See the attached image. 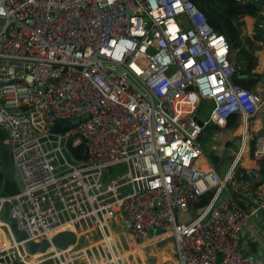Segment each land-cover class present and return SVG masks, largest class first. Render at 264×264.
<instances>
[{
  "label": "built area",
  "instance_id": "obj_1",
  "mask_svg": "<svg viewBox=\"0 0 264 264\" xmlns=\"http://www.w3.org/2000/svg\"><path fill=\"white\" fill-rule=\"evenodd\" d=\"M230 57L192 0H0V130L23 184L0 193L11 243L0 264H148L133 252L145 255L153 233L170 235L176 264H257L244 246L264 243L253 227L264 222V172L245 160L264 87L235 83ZM202 102L214 109L200 125ZM233 116L242 144L221 178L201 167L200 142ZM255 139L259 163L264 135ZM6 203L26 241L2 220ZM65 231L76 245L28 260L27 242Z\"/></svg>",
  "mask_w": 264,
  "mask_h": 264
},
{
  "label": "trees",
  "instance_id": "obj_2",
  "mask_svg": "<svg viewBox=\"0 0 264 264\" xmlns=\"http://www.w3.org/2000/svg\"><path fill=\"white\" fill-rule=\"evenodd\" d=\"M192 1L204 15L209 26L223 35L229 42L232 53L235 52V59L240 70L237 71L233 81L245 89H252L264 77V74L256 73L259 60L255 56V41L264 38V22H261V25L255 28L256 34L252 39L245 33L246 23L243 19L247 16L258 18L257 5L263 4V0H248L245 2L236 0ZM237 119V116L230 118L228 127L236 129L239 126ZM73 153L80 159L83 156V149H76ZM213 159L214 162H219L218 158ZM259 168L264 172V160L259 162ZM210 200L211 195L200 197L194 203V208L196 211H200L206 208Z\"/></svg>",
  "mask_w": 264,
  "mask_h": 264
},
{
  "label": "crops",
  "instance_id": "obj_3",
  "mask_svg": "<svg viewBox=\"0 0 264 264\" xmlns=\"http://www.w3.org/2000/svg\"><path fill=\"white\" fill-rule=\"evenodd\" d=\"M246 1H248V0H246ZM243 2H245V1H243ZM257 9L259 11L258 18H252V17L247 16L243 19V21L246 23L245 33L248 36H250L252 39H253L254 35L256 34L255 28L258 27L257 23L259 21H261L260 20L261 17H263V20L261 22H264V0H263V4L257 5ZM261 22H260V25H261ZM255 45H256L255 56L259 60V65L257 67L256 73L261 75V74H264V38H259V40H256ZM230 48H231V46H230ZM230 60L232 62V50H231ZM235 62H236L235 65L238 67V69H237V71H238V70H240V67L237 65L236 59H235ZM233 80H234V78H233ZM254 87H264V77ZM207 105H209V104H207ZM209 107H211V106H209ZM212 128H214V127L213 126L210 127L209 130H211ZM216 129H219V128H216ZM219 130H222V129H219ZM225 131H227L229 133V135H231L233 146L240 148L241 146L240 147L236 146L235 142H237L238 140H241V144H242V139L240 138V135L242 134V132L244 130L240 129V127L237 126L236 129H233L232 127L231 128L228 127L227 129H225ZM247 132H249L250 136H253L254 138L256 136H259V135H264V107L261 110V112L259 113V115L250 123V125L248 126ZM250 151H251V147H250ZM235 155L236 154L234 153L233 156L235 157ZM226 160H229V159L225 158V159L220 160L219 162L210 163L204 154L203 161H201L200 165L204 169L212 168L218 172V167ZM245 161H246V165L248 168L249 167L250 168H259V163L255 161V157L253 159H251V157H249ZM232 193H233L232 189H229V191L226 192V195L230 196V195H232ZM197 214H199V212L193 213L194 216H196ZM253 227H257L259 229L261 228L262 233H264V222L262 223L261 221L255 219ZM166 240H170V241L167 244H165L166 242L164 244L160 243L161 241H166ZM157 243L159 245V246L157 245L158 247H164L165 250H164V252L159 253V256L155 255V256H157L158 259L154 263L155 264H176L175 246H174V243H173L170 235H168V234L163 235V234H159V233L151 234V237L148 240L147 245H150V247H151L152 245H156ZM158 251H161V250H158ZM244 252L247 254L252 252L254 255L263 256L264 255V243L263 244H255V243H249L248 244L247 243L244 246ZM134 255H135L136 259L141 258L143 261H145V255L142 253V249L138 248L136 251H134ZM36 257L37 256H34L33 258L35 259ZM219 260H220V257H219ZM100 264H105V263H100ZM257 264H262V263L258 262Z\"/></svg>",
  "mask_w": 264,
  "mask_h": 264
},
{
  "label": "water",
  "instance_id": "obj_4",
  "mask_svg": "<svg viewBox=\"0 0 264 264\" xmlns=\"http://www.w3.org/2000/svg\"><path fill=\"white\" fill-rule=\"evenodd\" d=\"M260 20H263V17L260 18ZM259 21L257 25H260ZM206 104L205 102L201 103L200 109L197 112V116L195 118L196 122H198L200 125H202L204 122H206L213 109L214 104L211 107H207L208 109H202V106ZM202 115V116H201ZM69 126V123H59L55 126L54 132H63L67 127ZM5 140V132L3 130H0V157L2 160V175L9 179H14L15 177V167L14 162L12 158V153L10 148L4 144ZM235 145L240 147L241 146V140H238L235 142ZM255 145H256V139H251L250 142V157L253 159L255 157ZM230 161L226 160L224 161L219 167H218V174L221 178H224L225 174L228 172L230 168ZM12 205L11 203H6L4 206V214L2 216V220L4 222H7L10 224L11 229L15 235V238L19 242H23L27 240V235L25 232L21 231L18 227V222L14 218L12 211H11ZM77 244V235L71 231H65L57 234L51 241L49 240H43L40 243L35 242H27L25 244V250L28 255L35 256L38 254H46L48 250H50L52 247H55L59 250H67L71 246H74ZM245 256L247 258H250L255 263L261 262L264 264V255H254L252 252L247 254L245 253Z\"/></svg>",
  "mask_w": 264,
  "mask_h": 264
},
{
  "label": "rangeland",
  "instance_id": "obj_5",
  "mask_svg": "<svg viewBox=\"0 0 264 264\" xmlns=\"http://www.w3.org/2000/svg\"><path fill=\"white\" fill-rule=\"evenodd\" d=\"M232 63L235 64V52L232 53ZM209 107L207 104H204L202 106V109H208ZM202 116V115H201ZM205 137L201 138L200 146L203 149V152L208 159L210 163L214 162L213 158H218L219 161L225 158L232 159L234 158L233 154L237 153L238 148L233 146L232 144V137L229 135V133L225 130H219L214 128L213 130H208L204 133ZM120 170L114 171L113 174L116 177V173H119ZM23 187L22 179L18 173H16V176L14 179H9L6 177H3L1 179L0 176V193L2 194H9V195H15L17 194L21 188ZM0 237H1V243L0 246L2 248L6 246H10L9 238L6 235H3L0 229ZM101 239L99 237L91 236L88 240H85L86 244L90 245H97L98 242H100ZM170 240L161 241V244H167ZM152 244V243H151ZM249 244V243H248ZM84 242L83 240L80 241V246H83ZM156 245H152L151 247L147 248L145 252V259L148 264H155L156 260L158 259L157 256H159V253L164 252V247H158ZM142 246V245H139ZM161 250V251H158ZM134 254V252H133ZM155 259V260H154ZM92 262L94 261L91 260ZM92 262H90L92 264ZM102 262V261H100Z\"/></svg>",
  "mask_w": 264,
  "mask_h": 264
},
{
  "label": "bare ground",
  "instance_id": "obj_6",
  "mask_svg": "<svg viewBox=\"0 0 264 264\" xmlns=\"http://www.w3.org/2000/svg\"><path fill=\"white\" fill-rule=\"evenodd\" d=\"M10 245H11V243H10ZM8 247H10V246H6V247H4V248H8ZM36 256V255H35ZM34 256H32L31 258H28V260L29 261H33L34 260V258H33Z\"/></svg>",
  "mask_w": 264,
  "mask_h": 264
}]
</instances>
